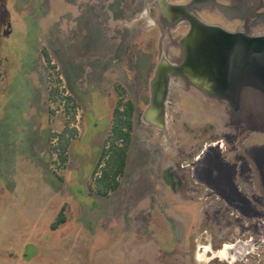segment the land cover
Returning a JSON list of instances; mask_svg holds the SVG:
<instances>
[{
  "label": "rangeland",
  "instance_id": "obj_1",
  "mask_svg": "<svg viewBox=\"0 0 264 264\" xmlns=\"http://www.w3.org/2000/svg\"><path fill=\"white\" fill-rule=\"evenodd\" d=\"M141 8L140 0H0V264H194L204 200L172 192L169 168L179 149L234 130L235 114L171 86L166 130L142 121L160 32L131 23ZM58 77L78 106L65 163L52 149L70 120L49 97ZM116 85L134 103V131L120 187L105 198L88 187ZM61 212L66 221L53 229Z\"/></svg>",
  "mask_w": 264,
  "mask_h": 264
},
{
  "label": "flooded vegetation",
  "instance_id": "obj_2",
  "mask_svg": "<svg viewBox=\"0 0 264 264\" xmlns=\"http://www.w3.org/2000/svg\"><path fill=\"white\" fill-rule=\"evenodd\" d=\"M140 1L142 8L131 23L157 29L158 47L164 44L171 60L180 58L182 51L177 48L178 54L173 55L169 50L192 29H201L195 18L222 31L241 33L238 42H223L236 57L247 46L245 37L264 36V0ZM244 52L247 58L241 60L243 66L229 88L211 90L239 96L235 108L228 101L210 98L183 78L171 77L170 89L192 88L226 103L235 114L227 124L234 130L221 138L200 140L188 151L179 149L180 162L169 168L172 180L167 187L172 192H189L192 201L197 196L204 200L206 228L204 235L196 238L194 264H264V85L258 82L259 49L253 44Z\"/></svg>",
  "mask_w": 264,
  "mask_h": 264
},
{
  "label": "water",
  "instance_id": "obj_3",
  "mask_svg": "<svg viewBox=\"0 0 264 264\" xmlns=\"http://www.w3.org/2000/svg\"><path fill=\"white\" fill-rule=\"evenodd\" d=\"M195 20L201 29L199 31L192 29L179 41V44H175L176 48L182 51L180 58L171 60L164 44L160 46L158 63L150 81V102L142 115V121L156 129H166L171 77L183 78L188 83L202 89L210 98L228 101L232 108H235L239 102V96L218 95L211 90L219 91L224 86L229 88L231 82L235 81L239 68L243 66L241 60L247 58V53L244 51L250 50L254 44L259 49L260 55L258 82L264 85V36L245 37L247 46L244 45L243 53L236 57L229 53L231 47L223 42L225 39L228 43H236L243 36L241 33H229L205 25L198 18ZM209 36L211 41H209Z\"/></svg>",
  "mask_w": 264,
  "mask_h": 264
},
{
  "label": "trees",
  "instance_id": "obj_4",
  "mask_svg": "<svg viewBox=\"0 0 264 264\" xmlns=\"http://www.w3.org/2000/svg\"><path fill=\"white\" fill-rule=\"evenodd\" d=\"M42 54L48 67L55 71L56 65L53 64L49 51L44 48ZM56 83L57 86L51 87L49 91L50 100L56 102L60 99L66 106L70 120L62 132L53 134L56 142L52 149L59 160L65 163L68 159V148L71 140L77 135V128L70 126V124L76 121L78 106L72 96L66 95L61 90L62 81L60 77L57 78ZM115 88L119 95V100L113 111L111 129L104 141L98 163L92 174V182L88 187L91 194L105 198L109 197L120 187L121 179L126 171L128 153L134 131V103L126 99L127 92L122 86L116 85ZM65 221L66 217L61 212L56 222L52 225L53 229H56L58 225L63 224Z\"/></svg>",
  "mask_w": 264,
  "mask_h": 264
}]
</instances>
